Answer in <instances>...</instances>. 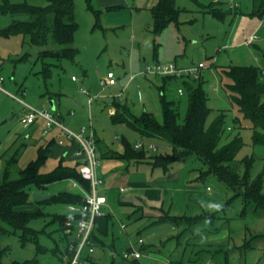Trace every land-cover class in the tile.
<instances>
[{"label": "rangeland", "instance_id": "obj_1", "mask_svg": "<svg viewBox=\"0 0 264 264\" xmlns=\"http://www.w3.org/2000/svg\"><path fill=\"white\" fill-rule=\"evenodd\" d=\"M7 1H25L36 6L47 4V0ZM155 3L156 0H91L92 7L100 10L95 13L88 7L86 0H74L77 28L72 45L77 53L73 59L55 61L56 65L51 66L48 79H44L40 70L45 62L54 60L39 57V52L55 48L53 39L49 38L47 44L37 45L29 43L21 34L5 36L2 31L13 16L0 14V73L5 78L4 89L15 95L13 97L0 90V177L13 155L15 159L10 170L11 176H16L37 156V150L45 138L38 123L27 128L20 124L23 105L17 98L33 107L44 106L55 110L56 98H49L47 91L58 94V110L65 122L70 120L69 112H64L66 109L75 111L79 108L85 113L89 111L98 137L110 149L120 151L122 136L132 145L142 138L124 124L111 123L108 108L113 99L126 103L135 114L145 110L161 121L162 92L177 107L178 121L182 122L187 111V85L201 83L210 110L205 124L220 112L223 113L224 131L218 145L236 135L242 140L231 165L243 176L246 161H250V177L262 174L264 179V144L253 142L251 123L239 110L237 103L231 100L227 89L231 79L224 72L229 65L264 67V24L259 25L260 16L259 10L255 11V1L175 0V5L180 8L177 22L171 21L157 33L153 29L150 11ZM212 3L226 9L223 18L209 11ZM258 26L261 27L258 29ZM253 32H257L261 38L255 44H244V40ZM198 62L204 64L199 80L192 74L166 77L159 72H146L147 66L156 64L173 63L176 67H191ZM107 71L113 72L116 83L102 86L100 80ZM80 88H85L89 95ZM22 89L25 94L21 93ZM179 89L182 93H179ZM89 96L93 98L90 105L87 103ZM50 99L54 107L50 106ZM259 99L264 101V93ZM28 133V138L23 139ZM147 141L156 145V149H148L147 154L171 151L170 145L161 139ZM66 160L70 161L68 163L73 161L69 158ZM115 160L121 162L118 168L128 167L134 176L132 179H139L144 165L136 168L133 161H130L129 166L130 162L119 158ZM58 161L57 156L48 154L40 171H50ZM205 164L194 155L176 158L165 176L160 177L167 179L160 183L164 189L163 202L141 204L145 215L137 219L127 215L130 205L120 203L127 201L139 205V194L126 189L118 194L119 203L113 192L108 202L114 213L109 233L113 239H104L103 244H95L92 258L98 264H198L192 259L194 252H197L203 260H210L205 264H264V209H255L250 203L243 212L244 203L241 194H238L242 189L227 185L212 172L202 175V171L207 168ZM160 172L155 169L153 178H158L162 174ZM106 175L108 183L112 174ZM71 183L64 179L52 182L44 189L32 186L31 199L34 192L55 193L62 189L78 191L77 187L71 188ZM209 203H220L223 208L221 211L210 210L207 208ZM40 204L38 206L44 214L32 218L29 225L40 230L39 242L47 251H38L32 242L21 243L16 235L5 232L9 225L0 221L2 261L36 259L33 264L66 263L51 253L52 248L62 250L66 244V237L51 216L54 211L65 212L66 205L55 202ZM38 206L31 202L21 208L34 210ZM165 213L179 216L178 221L176 219L178 223L174 224L168 218L159 219ZM182 216L204 217L188 224L181 219ZM120 222L126 224L125 230L120 229ZM139 237L143 240L142 244L136 243ZM245 240L252 244V248L241 247ZM130 241L135 249L141 251V256L136 259L123 256ZM111 244L113 252L109 248ZM226 255L228 258L224 261Z\"/></svg>", "mask_w": 264, "mask_h": 264}, {"label": "trees", "instance_id": "obj_2", "mask_svg": "<svg viewBox=\"0 0 264 264\" xmlns=\"http://www.w3.org/2000/svg\"><path fill=\"white\" fill-rule=\"evenodd\" d=\"M91 0H86L88 7L95 13L100 10L93 8L90 4ZM261 18L264 12V0H254ZM212 3L209 11L216 17L223 18L226 9L215 6ZM153 18V29L157 33L161 31L171 21L178 20L180 8L175 5V0H156V3L150 8ZM0 14H9L13 16L9 25L2 31V34L8 36L10 34H21L27 38L31 44L43 45L47 44L49 38H52L56 44L55 48L43 49L39 52L41 58H52L53 62H45L40 70L44 79L51 76V66L56 65L55 61L61 59H73L77 50L72 45L74 32L77 24L74 17V0H47L44 6H36L26 3L25 1L12 3L3 0L0 3ZM97 16V14H96ZM261 67L248 65H229L225 74L231 79V83L227 85L231 100L239 106L245 118L251 123L253 130L252 140L254 143L264 144V101H260V95L264 93V77L260 73ZM166 77H175L173 75H165ZM200 79V75L198 78ZM48 93L49 98H58V94ZM206 93L201 83L197 85H187V111L182 122L178 121V109L174 103L167 100L164 94L160 93L161 104V121H158L150 112L143 110L140 114H135L126 103L113 99L110 106L114 112L110 114V120L113 125L124 124L128 129L138 134L143 140L158 138L170 145L171 151L162 153L147 154V149L134 147L129 140L122 136V150L103 151L98 155L100 157H112L123 159L126 162H136L141 159L151 160L153 164L159 165L166 169L170 167L173 161L178 157H187L194 155L203 163H206V170L202 171L214 173L219 180L224 181L227 185L236 188L239 186L242 190L241 194L244 203L243 212L250 203L254 208L264 209V192L262 185L264 179L262 174L251 178L249 174L250 161H246L245 173L240 176L231 165V161L242 145L241 138L236 135L229 141L218 145L221 135L224 131L223 113L216 115L207 125L206 117L209 108L206 105ZM56 111V110H55ZM60 120H63V114L56 111ZM58 134L62 132L54 129ZM52 133V132H51ZM50 133V134H51ZM94 134V131H93ZM38 150L37 156L31 159L25 167L20 169L16 176H11V163L14 161L13 155L6 163L2 176L0 177V221L9 225V229L5 232L12 233L18 237L21 243L32 242L36 245V249L40 252L47 251L46 247L41 246L39 242L40 230L34 229L29 225L32 218L43 215L38 206L50 202L67 204H81L84 201L82 192L72 191L68 189L59 190L53 193L49 198L42 201H34L31 199L30 188L44 189L48 184L57 180H72L80 185L84 190L90 189L88 180L81 177L78 165L80 159L68 163L62 154L57 165L48 172H41L40 166L47 158L50 147L57 142L58 137L55 134L44 138ZM96 144L99 139L95 137ZM69 144L66 149L73 151L75 144L67 141ZM37 203L34 210L22 209L21 206L27 203ZM84 213H59L51 214L53 220L58 223L59 229L64 232V222L67 220H75ZM161 220L171 219L172 223L177 224L179 216H170L167 213L159 216ZM197 217L182 216L181 219L189 223L198 221ZM177 219V221H176ZM67 237L65 234H63ZM94 235L92 232V239ZM241 247L252 248V244L245 240ZM58 247L52 248L51 251H59ZM2 250L0 251V253ZM226 252V251H224ZM64 254L71 255L67 245H65ZM225 258H228L226 255ZM36 259L29 261H11L4 262L0 258V264H33Z\"/></svg>", "mask_w": 264, "mask_h": 264}, {"label": "built area", "instance_id": "obj_3", "mask_svg": "<svg viewBox=\"0 0 264 264\" xmlns=\"http://www.w3.org/2000/svg\"><path fill=\"white\" fill-rule=\"evenodd\" d=\"M264 23V12L260 18L259 25ZM261 37L257 32L251 33L245 40L244 44L249 45L258 41ZM204 67L202 62H198L197 65L191 67H176L173 63L168 64H156L146 67V72H159L164 75H173L179 77L185 74H192L195 78L200 75L201 68ZM261 76L264 77V67L260 70ZM75 79L74 76H71ZM4 76L0 73V90L15 97L14 94L9 93L3 87ZM116 83L114 74L112 71H107L101 78L100 84L114 85ZM84 93L88 94V91L84 88H80ZM22 94H25V90L22 89ZM179 93L182 91L179 89ZM23 105L22 112L19 116V122L23 127H28L33 124L38 118L43 120L42 133L49 134L52 130H60L64 136L58 138L59 144L65 141H70L75 144L72 154L80 159L78 170L82 178L86 179L90 183V189L84 190L76 182H73V186L77 187L83 194L84 201L81 204H67L66 207L69 212L84 213L83 216L75 220H67L64 222V229L68 234H72L68 240L67 248L71 252V255H67L68 264H88L87 255L92 253L94 249L92 231L94 228L95 220L103 214V207L106 204V196L98 191V187L102 183V177L96 172V167L99 163L98 147L94 139L93 130L91 125L81 126L78 130H73L66 126L62 120L57 116L55 110L48 109L44 106L33 107L30 104L24 102L22 99L17 98ZM109 114L114 112L113 108H108ZM115 138H118L116 136ZM134 147L139 149L144 147L145 149H156V145L147 140L139 139L135 141ZM124 224H121L123 227ZM73 227L75 228L73 232ZM131 242V241H130ZM136 243H143L141 237L137 238ZM141 255V251L135 249L133 242L124 250L123 256L125 258H138Z\"/></svg>", "mask_w": 264, "mask_h": 264}, {"label": "crops", "instance_id": "obj_4", "mask_svg": "<svg viewBox=\"0 0 264 264\" xmlns=\"http://www.w3.org/2000/svg\"><path fill=\"white\" fill-rule=\"evenodd\" d=\"M231 7V6H230ZM264 24V23H262ZM262 26V25H261ZM258 26V29L261 27ZM251 44H255L251 43ZM250 45V44H249ZM132 77V76H131ZM107 86H111V85H107ZM85 89V88H84ZM86 94V93H85ZM89 95V93L87 94ZM76 102L77 105H79L78 100H74ZM93 101L92 97H88L87 98V103L90 105ZM56 107L55 110L57 108L56 111H58V108L60 109V102L59 99L56 98ZM55 106V105H54ZM109 108H113V107H109ZM60 111V110H59ZM64 112H69L70 116V120L67 122L64 121V116H63V120L62 122L68 126L69 128L73 129V130H78L81 126H89L91 125L92 130L94 131L95 137L97 139H99V144H97L98 147V151L99 153H102L103 151H110L113 149H110L101 139L100 137H98L95 129H94V123L92 121V117L88 111V113H85L83 109H79L77 108V110L74 111V109H66V111ZM61 113V111H60ZM62 114V113H61ZM39 124L41 126V132H42V127H43V120L41 118H38L33 124ZM33 124H31L30 126H32ZM90 127V126H89ZM27 128V127H26ZM56 130H52L51 132L54 133L58 138L62 137V134H58ZM50 132V133H51ZM43 134L46 137H49V135L51 134ZM29 133L26 134L25 136H23V139L28 138ZM117 135L114 136V138ZM117 139V138H115ZM45 140V139H43ZM69 143L67 141H65L62 144H59L58 142H55L51 145L50 147V155H55L57 156V158H60V156L63 154L65 156L66 159H70L72 162L76 161V157L72 154L71 150L66 149L67 145ZM116 159V158H115ZM112 157H100L99 156V163L96 167V172L97 174L102 177V183L101 185L98 187V191L102 194H104L106 196V204L103 207V214L98 217L95 220V224H94V228H93V244H94V249L92 251V253L87 255V260H88V264H98L97 261L92 258V254L95 252V244L99 243V244H103L104 239H107L108 241H111V239H113L112 235H110V226L112 225V216L114 215L113 210L111 209V206H109L108 202L110 200L111 195H113V192H115V195L117 196L116 200L117 202H119L118 200V194L125 191L126 189H129L131 191L136 192L137 194V199L140 202L139 205H136V203H128L127 201H123V202H119L120 204H128L131 206V209L129 208V213L127 214L130 217H134V218H140L141 216L143 217L144 211L143 208L141 207V204H158V203H162L163 201H161L162 198V194H163V190L160 186V183H163L164 181H166L167 179H163L160 178L163 176H165L166 172L169 171V167L164 169L162 167H160L159 165L153 164V162L151 160H147V159H141L139 161L134 162V164L136 165V168L138 167V165H144L142 166V170L139 173V179H132V176L128 170V167H119V164H121L120 161L117 162V160H115ZM67 161V160H66ZM70 162V161H67ZM71 162V163H72ZM129 163V162H128ZM133 163V162H132ZM131 162L129 163V166ZM155 169H159V171L161 170V172L159 174H161L160 176H157L158 178L154 179L153 178V174ZM137 170V169H136ZM112 174V178L109 180V182H106V174ZM134 177V176H133ZM138 177V176H137ZM71 183V188L75 187L73 186V182L72 180H70ZM63 190V189H62ZM70 190V189H68ZM74 191V190H72ZM127 202V203H125ZM154 206V205H153ZM108 210V212H107ZM61 212V211H60ZM55 213V211L53 212V214ZM61 213H70L69 210L66 207V211L65 212H61ZM56 214H59V211H57ZM121 224H124L123 227H121ZM120 229L125 230L126 228V224L124 222H120L119 223ZM75 228L73 227V232H74ZM110 233V234H109ZM63 234H65L66 237V244H68V240L71 238L72 234H68L67 230L64 229ZM194 241V239H193ZM142 244V243H141ZM113 244H111L112 246ZM64 249L59 250V251H51V253L58 258L60 261L66 262L65 264H68L67 261V255L64 254ZM110 251L113 252V246L112 248H110ZM141 256V255H140ZM132 258V257H131ZM136 259V258H134ZM193 260L197 261L198 264L201 263V261L203 262V264H205L206 262H210L209 259L207 260H203L197 252H194V255L192 257ZM224 261H227V258H224ZM212 261V260H211ZM202 264V263H201Z\"/></svg>", "mask_w": 264, "mask_h": 264}, {"label": "water", "instance_id": "obj_5", "mask_svg": "<svg viewBox=\"0 0 264 264\" xmlns=\"http://www.w3.org/2000/svg\"><path fill=\"white\" fill-rule=\"evenodd\" d=\"M50 106L54 107L53 100H49ZM53 193H47V192H34L32 194V200L34 201H42L44 199L49 198ZM109 248H112V246H109Z\"/></svg>", "mask_w": 264, "mask_h": 264}, {"label": "clouds", "instance_id": "obj_6", "mask_svg": "<svg viewBox=\"0 0 264 264\" xmlns=\"http://www.w3.org/2000/svg\"><path fill=\"white\" fill-rule=\"evenodd\" d=\"M207 208H209L210 210H214V211H221L223 208V205L220 203H209L207 205ZM203 242V240H202Z\"/></svg>", "mask_w": 264, "mask_h": 264}]
</instances>
